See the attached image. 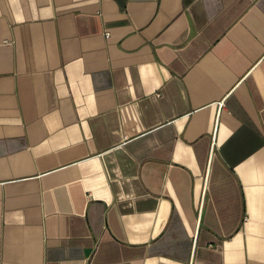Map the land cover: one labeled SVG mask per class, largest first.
<instances>
[{
  "label": "crops",
  "instance_id": "0c3cea01",
  "mask_svg": "<svg viewBox=\"0 0 264 264\" xmlns=\"http://www.w3.org/2000/svg\"><path fill=\"white\" fill-rule=\"evenodd\" d=\"M0 264H264V0H0Z\"/></svg>",
  "mask_w": 264,
  "mask_h": 264
}]
</instances>
